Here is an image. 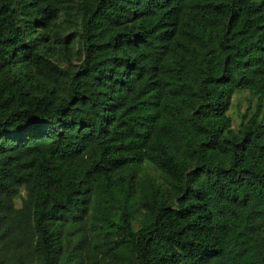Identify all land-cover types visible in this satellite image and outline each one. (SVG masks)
<instances>
[{
    "label": "trees",
    "instance_id": "trees-1",
    "mask_svg": "<svg viewBox=\"0 0 264 264\" xmlns=\"http://www.w3.org/2000/svg\"><path fill=\"white\" fill-rule=\"evenodd\" d=\"M237 91L264 99V0H0V264H264V116L231 130Z\"/></svg>",
    "mask_w": 264,
    "mask_h": 264
},
{
    "label": "rangeland",
    "instance_id": "rangeland-1",
    "mask_svg": "<svg viewBox=\"0 0 264 264\" xmlns=\"http://www.w3.org/2000/svg\"><path fill=\"white\" fill-rule=\"evenodd\" d=\"M61 23V24H60ZM57 28L49 35L50 44L55 48L56 53L51 60L59 67L66 68L69 66H78L80 60L77 54V34L79 32V18L77 15L72 22L63 21L61 19ZM69 39L65 41L66 36ZM69 47L67 51L66 48ZM231 106L227 112L230 119V129L237 133L240 125L249 120L253 115H257V120H261L264 116V99L261 101L257 96L249 91H237L233 96ZM260 103L261 109L257 111V104ZM147 176L152 178L156 184L165 186L164 180L158 172L148 163H145L138 171L136 177L139 181L146 179ZM24 196V192H22ZM15 206L20 207V200L15 199ZM140 216H138V219ZM138 222H134L133 227L138 228Z\"/></svg>",
    "mask_w": 264,
    "mask_h": 264
}]
</instances>
